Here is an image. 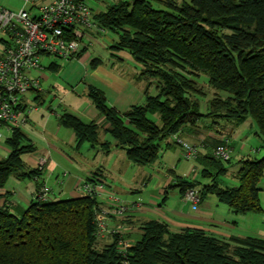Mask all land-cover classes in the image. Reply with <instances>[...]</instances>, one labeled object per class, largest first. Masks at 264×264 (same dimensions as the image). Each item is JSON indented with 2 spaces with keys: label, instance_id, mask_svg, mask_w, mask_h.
I'll return each mask as SVG.
<instances>
[{
  "label": "trees",
  "instance_id": "trees-1",
  "mask_svg": "<svg viewBox=\"0 0 264 264\" xmlns=\"http://www.w3.org/2000/svg\"><path fill=\"white\" fill-rule=\"evenodd\" d=\"M94 17L103 29L118 36L111 47L129 51L141 67V77L158 80L159 93H150V81L145 103L121 112L108 103L102 90L89 87L88 96L110 123L107 131L114 143L101 141L97 122L87 123L63 110L61 124L75 132L77 148L89 143L109 153L115 147L125 150L135 164H154L169 138L183 148L175 136L187 141L179 132L203 116L213 119L211 127L252 118L264 139V0H118ZM96 61L93 59L92 66ZM202 75L224 93L216 92L206 113L201 111L199 98L206 92L196 79ZM4 143L9 153L0 156V189L13 176L35 177L43 171L39 167L23 170L24 155L33 153L36 146L22 127H15ZM189 143L197 147V157L192 159L197 160L201 144ZM227 143L232 148L226 138L216 141L213 153L206 156L216 170L205 167L201 176L210 182L176 175L174 186L180 188L183 198L188 189L195 188L199 203L214 194L237 215L262 214L264 156L239 160V184L224 185L221 175L227 172L226 162L214 152ZM1 195L0 264H264L263 236L225 238L199 228L174 230L166 220L151 218L141 222L134 239L124 230L99 237V200L94 196L34 199L27 208L16 211L6 201L1 204ZM135 214L118 221L123 226L132 224ZM121 238L132 244L126 251L119 249Z\"/></svg>",
  "mask_w": 264,
  "mask_h": 264
},
{
  "label": "crops",
  "instance_id": "crops-1",
  "mask_svg": "<svg viewBox=\"0 0 264 264\" xmlns=\"http://www.w3.org/2000/svg\"><path fill=\"white\" fill-rule=\"evenodd\" d=\"M97 35L96 32L92 33L89 38L92 43L89 47L77 57L68 59L87 58L86 73L88 77L90 76L89 83L85 84L87 92H80L79 97L71 101L73 103L71 107L76 110L75 115L87 123L97 122L99 124L101 141L107 140L114 143V139L107 131L110 123L88 96L89 87L94 86L102 90L108 103L124 112L133 105L145 103V89L151 80L140 76L141 67L134 63L131 55L129 56L131 65L114 63L110 69L102 65V58L86 55L97 41ZM93 59H97L96 66H92ZM57 69L56 62H51L48 66H44L41 73H37V76H41L43 85L50 80V72ZM80 80L83 81L82 78ZM44 91L38 92L36 97L43 106L34 105L26 95L22 97V103L27 108L28 115L27 123L22 126V129L36 146V150L30 156V162L34 167L30 166L29 170L38 167V162L43 157L47 158V163L40 174L30 177L33 183L21 182V179L28 177L13 176L7 186L0 189L2 203L8 202L16 211L27 208L34 201L42 183L52 188L51 200L77 197L82 195L79 187L84 180L101 177L107 181L109 190L124 196L129 201L140 200L145 204L143 209L131 217L133 223L123 226V230L132 236L131 239L140 233L141 222L151 218L166 220L174 230L190 227L203 229L225 238L232 235L264 237V212L261 215L262 224L259 226V221L250 217L253 216L252 213L237 215L228 205L220 202L214 194L208 195L200 203L195 204L185 200L180 188L174 186L177 183L176 175L185 179H198L203 184L211 181L210 178H203L200 175L205 167H211L215 172L216 169L208 162L206 156L213 153L214 143L221 138L230 141L233 148L232 156L236 153L239 160L252 155L256 156L261 150L257 145L259 135L257 127H253L254 122L250 119L241 124L223 122L221 127H211L209 123H202V119L195 125H187L179 134L189 142L201 144L197 162L183 159L182 148L173 145V138H169L167 143L171 145L167 146V143H164L160 157L154 163L157 168L151 169L158 173L152 174L151 170L147 169V165H138L139 167L135 169L133 165L135 163L127 158L126 151L123 149L114 147L111 152L106 153L100 145L93 147L89 143L77 148L75 132L61 124L60 116L63 110L60 111V107H54L51 102L46 103L45 98L42 97ZM60 105H64V110H67V105L62 99ZM246 122L251 125V133L248 134L245 128H241ZM8 153L1 150L0 156H6ZM89 157L92 158L91 161ZM239 167V162L235 171L227 167L225 174L233 172L234 180L238 181L236 174ZM222 181L225 183L223 179ZM235 183L226 185L239 184V182ZM141 186L145 187V191ZM262 187L264 189V186ZM133 193L139 194L135 196ZM262 199L264 204V190ZM249 219L250 221L255 220V224H251ZM113 221L115 224L119 223L116 219Z\"/></svg>",
  "mask_w": 264,
  "mask_h": 264
},
{
  "label": "built area",
  "instance_id": "built-area-1",
  "mask_svg": "<svg viewBox=\"0 0 264 264\" xmlns=\"http://www.w3.org/2000/svg\"><path fill=\"white\" fill-rule=\"evenodd\" d=\"M24 5L19 10L8 8L0 0V32L4 33L0 49V151L9 152L4 142L15 127L27 123V108L22 97L31 90L43 91L41 73L45 57L72 59L77 57L92 43L89 39L94 32H104L94 17V9L88 0H22ZM183 156L188 159L197 157L194 144L180 139ZM232 148L223 144L215 149V156L224 162L232 158ZM47 158L38 162L43 170ZM52 188L43 184L35 200H50ZM81 194L91 195L99 200L96 213L99 237L121 234L123 225L115 224L114 219L127 218L144 207L142 201H129L109 190L107 181L86 179L80 187ZM185 200L199 203L198 190L190 188L184 195ZM1 204L2 201H1ZM132 244L120 239L119 249L126 251Z\"/></svg>",
  "mask_w": 264,
  "mask_h": 264
},
{
  "label": "rangeland",
  "instance_id": "rangeland-1",
  "mask_svg": "<svg viewBox=\"0 0 264 264\" xmlns=\"http://www.w3.org/2000/svg\"><path fill=\"white\" fill-rule=\"evenodd\" d=\"M154 1V0H153ZM182 1H187L191 2L192 0H182ZM3 4L6 5L8 8H11L13 10H19L23 7L24 2L22 0H2ZM90 6L94 9L95 12L103 11L105 10L108 5L115 3V0H88ZM155 6L158 7L159 3L154 2ZM1 38H7V36L4 33L0 32V39ZM118 39V36L110 31V30H105L104 32L100 33L97 35V41H95V44L91 46V48L87 51L86 55H92L93 57H100L103 60V66L107 67L110 69L112 68V65L116 63L117 65H125L129 66L131 65V61L129 60V56L131 55L129 51L127 50H117L112 48L111 46L116 43ZM2 48V43L0 42V49ZM87 57V56H86ZM128 58V59H127ZM120 59H123V61H120ZM87 58H83L81 60H68L65 58H58V57H45L42 60L43 66H48L51 62H56L58 65V69L56 71H51V78L50 80L43 85L44 92H42V97L45 98L46 103H52L54 107H60V111L64 110L65 106L60 105L61 104V99L64 101V103L67 105V111L76 113V110L74 107H71L73 104L71 101L73 99H77L79 96L80 92H87V84L90 81V76L88 77V74L86 73V63H87ZM135 61V60H133ZM134 63H137L136 61ZM139 65V64H137ZM140 66V65H139ZM82 78L83 81L80 79ZM196 79L199 81V83L204 86L206 95L200 96L199 98L201 99L202 106H201V111L206 113L207 112V105L208 101L212 99L215 95L216 92L224 94L221 91H218L214 89L209 83H208V77L207 75H202L200 78L196 77ZM153 82L152 85L150 86V93L151 94H158L159 89H158V80L157 79H151ZM87 83V84H86ZM86 84V85H85ZM57 87L59 90H56ZM26 96L31 99L33 104H39L40 106H43L41 104L40 100L36 99L38 96V91L36 90H31L29 91ZM158 118V115L156 116ZM251 121L254 122L252 118H249ZM159 121V119H158ZM213 119L208 116H203L202 118V123H209L211 124ZM253 127L256 126V122H254ZM241 128H245L248 133H251V125L250 123L246 122L241 126ZM253 129V128H252ZM258 129V128H257ZM108 138H110V135H108ZM6 144L4 143V146ZM258 147L261 149L260 152L256 155L257 157H263L264 156V139H262L259 136V143H257ZM96 152L93 151V154ZM233 154V153H232ZM179 155V154H178ZM30 156L31 153L25 154L24 159L26 161V166L23 170H29L30 166L34 167L33 164L30 162ZM183 156V155H182ZM184 157V156H183ZM92 158L89 157V160L91 161ZM183 159H186L185 157ZM239 158L238 156L235 155L232 156L231 162L228 163L226 162L225 165L231 170L235 171V168L237 166V163ZM193 161V160H190ZM196 161V160H194ZM197 162V161H196ZM135 169L136 167H139V164H133ZM147 169L150 171L153 168H157L156 164H150L146 166ZM152 167V168H151ZM152 174H157L158 172L151 170ZM234 175L233 172H230L229 174L221 175V179L225 181L223 183L224 185L230 184L233 182H238L234 180ZM201 177V175H200ZM22 183H33L32 178H24L21 179ZM228 182V183H227ZM235 183V184H236ZM264 186V183L262 184ZM143 190L145 191V187L141 186ZM139 193H133V195H137ZM124 197V196H123ZM250 217H253V219H257V222L259 221V226L262 224L261 219H262V214H255L252 213ZM259 219V220H258ZM249 222L251 224H255V220L249 219ZM102 243V242H101ZM103 244V243H102ZM101 244V245H102Z\"/></svg>",
  "mask_w": 264,
  "mask_h": 264
}]
</instances>
